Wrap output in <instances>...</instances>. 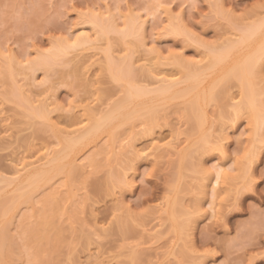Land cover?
I'll list each match as a JSON object with an SVG mask.
<instances>
[{"label": "rangeland", "instance_id": "rangeland-1", "mask_svg": "<svg viewBox=\"0 0 264 264\" xmlns=\"http://www.w3.org/2000/svg\"><path fill=\"white\" fill-rule=\"evenodd\" d=\"M145 2L144 0H0V72L2 73V69H5L3 66L5 63L4 58L13 53L14 55H12L16 59L14 61L16 62L14 63L15 67L12 64L13 70L16 72L14 76L17 81L15 82L21 83L23 87L24 83L27 85L26 82H28L29 86L31 79H27L30 78L29 75L34 77L33 74L35 72H33L32 68L30 70L29 64H31L37 54L50 50L56 41L65 38L71 39L82 28L94 30L89 25L91 21H89V17L92 18L95 14H98V17L95 15V18L99 20L101 16L99 14L106 12V15L110 16L108 12L112 10L115 14L117 12H120L121 15L123 14L122 18L120 17V13L116 15V17H120L117 19V22L121 29L123 25L125 26L124 23H126L124 19H130L128 16L131 13L139 14L142 19L149 16V18L153 17L147 24L150 26H147L148 28L145 32V37H147V39L145 38L146 43H148L147 48L154 47L159 49L162 55L164 54L165 58L162 57V59L165 61L164 63L163 61L160 62L163 65L154 63L151 65L152 73L144 74L146 69H138L137 67L142 68L139 66L140 64L146 66L147 63L152 64L153 60H157L149 57L148 60L145 57L148 56L147 51L142 46H139L141 48L135 46V50L137 49L138 51L136 50L137 52H135L134 61L135 67L141 70L140 72H143L140 76L139 71L136 70L138 71V84L156 88V85L158 87V84L162 83L160 81L163 80L165 72L168 75L166 77L168 79L169 77L171 79L174 77V79L178 78L180 80L185 75L180 71V68L184 70L180 63L173 61L175 54L177 56L175 59L179 57L180 59H184V61H190L192 65L194 63L195 68L204 66L203 68L205 69V65L209 61V59H206L208 57L206 55L208 53L206 45L209 44V47L211 45L212 47L213 45H220L221 42H224L223 40H226V37H236L235 34L240 33L239 28L241 26L264 16V0H175L173 1L174 4L171 5L172 13L163 14H161L160 10L153 11V14H151V8H148L149 11H146L147 8H143L146 6ZM131 9L132 11H130ZM128 12L131 13L127 16ZM106 15L104 16L105 19L107 18ZM165 16L168 18L167 20ZM103 19L102 16L100 20ZM169 19H172V23L174 20L173 26ZM173 28L179 32L173 31ZM91 32L93 33V31ZM103 37L96 43L98 44L99 42L98 45L100 46L97 47L100 49L96 48L98 54L92 49V46L89 47L91 49L88 47L86 49V46H83L85 49L79 47L78 50H75L77 48H73L74 50H72V53L70 52V56L75 57L77 61L64 62L66 66L60 65L63 63L56 64V69L50 73L44 70H37L35 72L36 74L34 75L36 76L33 79L34 82L38 80L34 83L37 86L34 84V88L29 86L30 89H33L31 92L29 91V94H32V97L34 96L36 99L38 98V103L39 99L44 101L43 99L46 98L47 90L44 91L46 93L42 94L44 86H46L45 89H48V91L50 87V93L48 92V95L52 96L50 97L52 99L50 101L53 104L55 100V105H58L57 102L59 103L57 106L59 108L54 104L50 106L53 110L57 108L50 114L51 121L55 126L47 123L50 120L45 121V119L38 116L29 117L28 108H25L27 106L18 101L20 96H15V99L14 96H11L12 93L10 95V87L12 88L10 83L16 79L11 77L13 78L11 81L8 78H3V76L5 77L3 75L4 72L1 74L0 190L2 192L0 191V199L2 198V202L4 199L8 200V197L10 198L14 194L16 196L19 191L18 187L25 184V181L19 184L17 182H21L19 180H23L21 178L26 176L22 177L21 175L20 179H14V175L17 172L13 167H20L22 160L28 162L34 161L38 157L41 158V156H44L43 153L46 149L50 150V152L52 151L51 155L57 150L61 151L62 142L57 134L58 129L60 130L61 128L65 135L70 131L67 134L68 137L79 136V131L87 130L91 121L95 118L93 115H91L92 120L87 118L88 115L86 113L88 112L86 110L89 109L85 106L88 105V108L92 109L90 111L100 116L102 112L107 111L116 99L118 100L119 97L123 96L124 87L127 84L125 81L117 82L111 77L110 72L107 71L108 69L104 68H107L105 54L110 44L108 38L111 40L112 45L109 46H113L112 50L114 52H112L115 59L121 57L120 55L122 54H127L129 52L127 49L129 50L131 46L128 45L129 43L121 42H126L127 40H122L121 34L118 35L116 32H110L106 36L107 39L105 37L102 39ZM201 41L204 43H201ZM105 47L107 48L103 50ZM246 50V48H243L241 53L246 52ZM143 53L145 54V58L141 57V55H144ZM171 54H173L172 58H169ZM67 57H69V54ZM73 58L66 59L68 61ZM139 59L140 61H138ZM180 59L177 60L180 61ZM147 60L150 62H147ZM7 61L6 63H9ZM17 62L26 66L23 67V69L25 68L24 71L22 70L23 72L21 71L23 65L21 66ZM263 63V67L259 68V71L263 73V76L259 75L261 79L262 77L264 78ZM75 64H77L76 67ZM5 67H8V65H5ZM74 67L75 71L77 68L79 69L77 73L75 72L76 74L73 73ZM204 69L201 71L203 79L199 86L201 89L206 90L208 85L218 78L221 70L219 67H209L205 71ZM56 70L61 71V73L64 72V74L60 75ZM46 73L50 76L48 75V77ZM48 78L50 79L48 80ZM181 81L183 80L181 79ZM181 81L178 83L179 86L174 87L175 89H181V87L183 88L186 85V83H181ZM233 82L236 81L234 80ZM259 84L264 86V79ZM235 85L229 91H226V94L224 93L225 96L228 94L231 96L225 97L223 95L225 98H228V100L222 99L224 103L221 100V103H218L219 100H217L218 102L214 100V102L210 101L203 104L206 111V120L203 126L197 123V119L194 120L192 118L193 115L189 117L190 114L187 113L188 108L186 106H190V102L187 104L188 100L190 101L193 96L196 97L192 92L184 97L182 95L178 98H170L165 95L163 97L160 96L161 98L157 97V99L152 98L149 94L151 99H149V95H144V97L141 96L137 99V102H140V104L138 103L140 107L134 103L124 109L125 111H130L133 108H137V111L136 109L133 111L136 115L134 114L133 120L130 119L131 122L127 123L121 117H116L109 125L81 139L78 149L70 151L69 155L60 161L66 171L67 167L70 168V160H72L71 158L75 154L76 156L73 159L81 161H77L78 164L77 162L73 163V165L77 166L76 168L82 167L79 170L76 169L77 174L75 173L73 176V182L66 178L67 175H65L66 172L64 170L65 173L63 171L55 173L51 180V185L48 184L47 188L44 187L45 185L42 186L36 192L39 194L34 193L33 198L38 202L36 201V203L35 199L33 200L32 198L34 205H36L34 206L33 202H31L32 204L29 203L34 211L31 210V207H29V210L33 213L28 210V206H30L28 202H25L26 204L22 202V205H18L19 209L9 214H4L2 207H0V222L3 221L4 223L10 220V227L8 226L7 228L10 230L8 231L9 234L12 233V239L10 235V247H8L10 248V252L7 249L8 252L6 251L4 256L8 262L2 259L0 264L3 262L4 264H31L33 262V264H264V142L262 140L258 142L260 139L258 141L255 140L257 141L256 144L260 146L259 151L255 154L257 148H254V153L250 154V149L252 146L254 147V145H251L254 140L252 139L251 141L250 138V134L253 132L251 119L249 120L246 114H242L236 122L235 120L231 121L230 118L233 116L231 115L230 117L229 115L233 109L234 102L231 101L232 97H234V101L241 99L240 88L238 85ZM8 88L10 92H7ZM24 88L26 92L28 88ZM39 91L42 92L40 93ZM222 94H220V98ZM229 98H231L230 101ZM229 102L233 103L230 105ZM144 104L145 106L146 104L148 106L149 104H153L152 106L154 107L151 106L152 109H150L153 112H148L151 107L149 106L146 109L148 106L144 108ZM223 124L227 125L228 129L223 127ZM57 125L59 128H57ZM55 127L56 129L54 130L53 128ZM227 130L228 132H226ZM262 132L264 133V128ZM59 133L63 134L62 132ZM113 133L118 138L116 136L115 141L113 140V148H109L112 147L110 145L112 140L110 142L109 138ZM202 134L211 137L210 143H207L210 145L207 151L208 145L205 146V149L199 148L200 150L192 148L198 146V143H200L198 140L201 139ZM218 134L220 136L225 135L229 140H226L228 143L225 142L227 146H225V150L230 155V157L228 155L230 159L227 162L229 168L226 167V169L228 171L231 169L234 173L229 179L230 185L232 184L233 186L231 187V191L225 189L229 183L228 180V183L225 184L226 187L221 188L223 190L219 188V197H217V200L215 197L214 201V198L213 200L211 198L214 196L212 195L214 193L209 189L212 187V183L206 180V182L211 183V186L205 182L204 185L207 184L208 187L206 186L207 192H204L201 185L204 181L201 180L202 175H200L203 173H200L201 171H198V168L203 165L201 163H206L208 167H211L212 164L221 161V150L211 147L214 145L213 142H215L214 137ZM133 139H135L134 142L137 148L141 147L144 148V151L146 150V157H143V153L142 158L140 156H138L140 158H137L135 157L137 154H134V152L125 151L129 147L128 145L126 148V144H129ZM158 141L162 145L155 150L153 143ZM107 142L110 145L109 147L106 145L109 151L106 150V146L103 151H108V154L103 151L99 154L100 152L98 153V151L101 150L99 146L105 145ZM168 143H172L173 147L175 145L179 147L178 151H176L177 148L169 147ZM182 147L184 151H182ZM185 147L186 149L189 147L195 150H192L194 151L193 154L191 153L192 158L188 159L191 156H187V158L185 155L183 159L182 154L188 152ZM164 149L167 150L164 151ZM96 153L98 154V158L96 159L95 157V159H99V163L95 160L94 163L84 168L82 164L86 162V158L91 154V156H95L97 155ZM51 155L49 154V157H46V162L48 161L47 158L52 157ZM25 157L30 158V160ZM249 157L251 160V165L248 164V170L251 172V174L249 173L250 175L244 173L246 169L241 170L244 166L239 171V167L243 163L247 164ZM182 160H185L183 164ZM187 160L190 161H188V165H186ZM19 161L20 163H18ZM43 162L39 165L41 166ZM38 163L37 166L32 165L35 168H39ZM178 163H181V165ZM206 164L204 166H207ZM124 165H127L128 168L131 166V168L129 170L127 167L123 168ZM33 166L32 168L31 165L28 166L29 170L32 169L33 171ZM86 168L88 169L87 172ZM83 169L85 171H82ZM119 169H121V173L124 172L121 178L123 179L124 177L125 180H129H126L128 183L125 181L124 185L116 183L122 181L120 178H117V180L114 178V175L119 173ZM122 169H126V173ZM180 169H183L181 170L182 174H180ZM241 171H244L243 175L240 173ZM12 172L15 174L13 175ZM23 172L24 170L21 173L24 174L26 172L24 175L28 173L27 171ZM235 173V177L239 175L237 178L234 177ZM12 175L13 177H11ZM9 176L15 182L18 180L16 182L18 186H14V188H18L17 190L11 185L12 183L15 184L14 181L9 186L3 184L6 183L3 181L4 178L10 179ZM66 179L69 186L63 188ZM69 181L70 184L73 183V187L69 184ZM52 186H54L53 190L60 189L58 191H50L52 190L50 189ZM71 188L77 193L75 197L72 194L73 190L71 192L69 190ZM67 192H70L68 194H71L70 198H68ZM49 194H52L50 199L52 197H56L54 200L58 198L56 203L61 208L60 212L62 209L64 211L65 208V212L66 210L68 212L69 207L71 211L73 210V216L71 217V211H69V215L71 213L70 216H68L67 212H64V215L61 212V216L59 210L58 213L60 215L55 213L54 208L59 207H55L56 204L51 205L52 202L55 203L54 200L48 203L45 202L46 200L43 202V199ZM15 196L11 198L13 199ZM12 199L9 201H12ZM122 201H124L122 203L125 204L124 207L121 206ZM174 201L177 203H173ZM212 201L215 203H212ZM49 203H51V206L48 205ZM172 204L176 205H174V213L172 212ZM34 207L38 208L35 209ZM219 209L222 214L219 212ZM38 210L41 211L39 212ZM27 212H31L32 214H27ZM35 213L39 216L36 217ZM40 215L50 216L48 218L52 220L47 226L44 224L42 226L41 224V229L38 231L41 234L38 237L41 240L45 239L42 242L37 237L36 241L39 242L38 247L36 246V242L33 249H31L32 247L23 244L25 232L22 222H29L30 224L34 222L38 223ZM189 219L195 222H191ZM184 221L185 223L187 222L186 225L190 222L188 228L190 226V229L194 230L190 231L187 228L188 233H184V226H186H183ZM58 224L60 228H58ZM55 225L58 228L56 231ZM37 226H40V224ZM180 226H183V229ZM125 227L128 229V232L124 233L125 230L122 228L125 229ZM46 232H48L49 236ZM181 234L189 235L192 239L187 236L191 239L188 241ZM41 235L43 238H41ZM34 248L37 250L36 254L33 252ZM180 250L183 252H180ZM133 252H138V255L136 256ZM132 254H135L134 258L135 256L138 258H136V261L132 258Z\"/></svg>", "mask_w": 264, "mask_h": 264}, {"label": "bare ground", "instance_id": "bare-ground-1", "mask_svg": "<svg viewBox=\"0 0 264 264\" xmlns=\"http://www.w3.org/2000/svg\"><path fill=\"white\" fill-rule=\"evenodd\" d=\"M146 1V2H145ZM173 1H175V0H144V2L146 3H144L146 6H142L143 8H147L146 9V11L148 10V8H151V10H150V13L151 14H153L152 12L154 11H157V10H160L161 11V14H163V13H172V10H171V5H173L174 4V2ZM143 2V1H142ZM179 5V4H178ZM173 7V6H172ZM154 9V10H153ZM220 9V8H219ZM109 10V9H108ZM108 10H107V12H108ZM111 10V9H110ZM130 11H132V9L130 10ZM149 11V10H148ZM104 13V12H103ZM99 14V15H101L100 16V18H99V20H98V18H95V15L98 17V14H95L94 16H92V18L91 17H89V21H90V23H89V25L92 27V29H94V30H86L85 28L83 29H81V31L80 32H78V34L76 33V35H74L72 38H73V40H71L70 38H65V39H62V40H59V41H56V43H54V45L52 46V48L50 49V50H48V51H46L45 53H39V54H37V56L34 58V60H32V62H31V64H29L30 63V61H29V65H30V70H32L33 69V72L35 71H37V70H44L45 72H48V73H50V72H53L56 68V64H59V63H63V64H60V65H65L66 66V64L65 63H68V62H74V60L75 61H77L76 59H75V57L73 58V57H71L70 56V54L72 53V50H74L75 48H77V49H75V50H78V48L79 47H82V48H84L85 46H86V49H88L89 47H93L92 49H94L95 50V52H97L96 50L97 49H100V48H97V47H100L98 44H99V42H98V44H96L97 43V41L99 40L100 41V39H101V37H105V39H107V37L106 36H108L109 34H110V32L112 33V32H116V34H121V39L122 40H127L126 42L125 41H121V42H124V43H129L128 45L129 46H131V48L128 50L127 49V51H129V52H127V54L125 53V54H122V55H120L121 57H116L117 59H115V57L113 56L114 55V51L112 50L113 48V46H109V45H112V43H111V40L108 38V40L110 41V44L108 45V48L107 47H105L103 50H105L106 48V60H107V62L105 63L106 65H107V68L106 67H104L105 69H108L107 71H109L110 72V75H111V77H113V79H115L117 82H119V81H121V82H124L125 81V83L127 84H125L126 86V88L124 87V93H123V96L122 97H119V99L117 100L116 99V101L115 102H113L112 104H111V106L107 109V111H105L104 113L102 112L101 114H100V116L99 115H95V113L93 112V111H90V110H92V109H90V108H88V105L87 106H85V107H87V109H89V110H86L88 113H90V114H88V113H86L87 115H88V117L87 118H89L90 120H92L91 119V115H93V117H95V118H93V121H91V124H90V126H89V128L87 129V130H82V131H79V136H77V137H74V136H70V137H68V135L67 134H69V132L67 133V131L65 130V132L67 133L66 135H65V133H64V131H62L61 130V128H60V130L58 129L57 131H58V133H57V131H56V133L58 134V136H59V138H61V144H62V146H61V148H60V150L61 151H59V150H57L54 154H52L51 155V152H50V150H48V149H46L45 151H44V153H43V155L44 156H41V158L40 157H38L36 160L34 159V161H28V162H25V161H23L22 160V164H20V167H13V168H15L14 170H16V172L18 173H13V175H14V179H20L21 177V175H22V177L23 176H26V177H24V178H21V179H23V180H19V181H21V182H17L18 180H16V182L19 184V183H23V181H25V184H22V185H20L18 188H14V186H16L17 185V183L14 181V179H11L10 178V176H9V178L10 179H8L7 177H6V179L4 178V180L3 181H5L6 183H3V184H6V185H10L13 181L15 182V184H11L12 186H13V188L15 189V190H19L18 191V193H17V191H16V193H17V195L15 196V194L14 195H12V196H15V197H13V199L11 198L12 196H10V198L8 197V200L7 199H4V201L2 202L1 201V199H0V207H2V209H3V213L4 214H9V213H13V212H15V210L16 209H19L18 208V205L20 206V205H22V202H28V205H30V204H32L31 202H33V200L35 199V198H33V196H34V193H36L38 190H40L41 188H42V186H44V187H46V186H48V184H50L51 185V180L53 179V177H54V174L55 173H58V172H62L63 170H64V165L60 162L64 157H66L67 155H69V152L70 151H73V150H76V149H78V145H79V142H80V140L81 139H83V138H86V137H88L89 135H91V133H93V132H95V131H97V130H99V129H102V128H104L105 126H107V125H109L116 117H121L122 119H124V121L125 122H129L130 121V119H132L133 117H135L134 116V114L136 115V113L135 112H133V111H135V109H136V111H137V108H133L132 110H130V111H125L124 109L127 107V106H129V105H131V104H136V105H139L140 104V102H137L138 100V98H140L141 96H143L144 97V95L145 96H148L149 94L152 96V98H155V99H157V97L159 98L160 96L161 97H163V96H165V95H167L168 97H170V98H172V97H181L182 95V97H184L185 95H187V94H189V93H193L194 95H196V97H192V99L189 101L188 100V103L187 104H189V102H190V106H186V108H188L187 110V113H189L190 114V116L189 117H191V115H193V116H195V117H193L192 116V118H194V120L195 119H197L196 121H198L197 123H199L200 124V126H203V124L205 123V120H206V111H205V108H204V106H203V104H206V102H210V101H212V102H214V100H216V102H218L217 100H219V102L218 103H221V102H223L222 101V99L223 100H228V98H225V97H229L230 95L228 94L227 96H225V92L226 91H229V89L230 88H232L235 84V86H237L238 85V87L240 88V94H241V99H239V101H234V97H232V100L231 101H233V102H231V103H233V106H232V108L234 109H232V112H231V114L229 115L230 117H231V115L233 116V117H229L230 119H231V121L233 120H235V122L240 118V116H242V114H246L247 116H248V118H249V120L251 119V122L253 123V129H252V131L253 132H251L252 134H250V138H251V141H252V139L254 140L252 143H251V145H254V147L252 146V148L250 149V151L251 152H249L250 154H252V153H254V151H255V149H256V152H255V154L257 153V151H259L258 149L260 148V146H258L257 144H256V142L258 141V142H260L261 140L264 142V133L262 132V130H263V128H264V86H261L260 84H259V82H261V80L262 79H264L263 77H262V79H261V76H259V75H262L263 76V73H261L260 71H259V68L260 67H263V65H262V63H263V60H264V16L263 17H261V18H259V19H256V20H254L253 22H251V23H247V24H245L244 26H241V28H239V32L240 33H237V34H235V36L236 37H226V40H223L224 42L222 43L221 42V44L220 45H213V47H212V45L209 47L208 45H206V47H208L207 49H208V53H206L207 52V50H206V55L208 56H205V55H203L204 57H207L206 59L208 60L209 59V61H207V63H205V64H207V65H205L206 67H205V69H207V68H209V67H219L220 68V70H221V74L218 76V78H216L214 81H212L209 85H208V87H207V89L206 90H203V89H201V87L199 86L200 85V83H201V81H202V79H203V75L201 74V71H203V67L201 66L200 68H195V65H194V63H193V65H192V63H190V61L188 62V60H185L184 61V59H180L179 57L178 58H176L175 59V57H177V56H175L174 55V62H179L180 63V65H181V67H183L184 68V70H181V68H180V71H182V73L183 74H185L183 77H181V79L183 80V81H181V79L179 80L178 78H176V79H174V77H173V79H171V77H169V79L168 78H166V77H168V75L166 74V72L163 74L164 75V77H163V80L162 81H160V82H162V83H159L158 84V87H157V85H156V88L155 87H147V86H143V85H140V84H138L139 83V81L137 80V74H138V71H139V74H140V76H141V74H143V72H140L141 70H138V69H143L144 68V70L146 69L147 70V72H145L144 70H142V71H144V74H146V73H148V74H151L152 72H151V70H152V67H151V65H153L154 63H160V62H162L163 61V63H164V61L165 60H163L162 59V57H164L163 55H162V53H161V51L159 50V49H157V48H147L148 46V43H146V39H147V37H145V32L147 31L146 29L150 26H148L147 24L150 22V20L153 18V17H151V18H141V16L139 15V14H134V13H131V12H128L127 13V16H128V14H130L128 17H130V19H128V20H126V19H124L125 21H126V23H124L125 24V26L123 27L122 26V29H121V27L120 26H118V22H117V19L118 18H122V15H121V13H120V17H116V15L117 14H119L118 12L115 14V12L113 13V11L111 10L110 12H108V14H110V16L109 15H106L107 13L105 12L104 14L106 15V19H105V15L104 14ZM150 13H148L147 12V14H149L150 15ZM183 14V13H182ZM93 15V14H92ZM167 15V17H169L168 16V14H166ZM103 16V20H100L101 19V17ZM109 16V17H108ZM170 16H171V14H170ZM181 16H183V15H181ZM95 19H94V18ZM126 17V16H125ZM166 17V16H165ZM166 17V20L168 19ZM172 17V16H171ZM91 18V19H90ZM127 18V17H126ZM183 18V17H182ZM181 18V19H182ZM97 19V20H96ZM173 19V18H172ZM172 19H169V20H171L170 21V23L172 24V26L174 25V20H173V23H172ZM180 19V20H181ZM87 21H88V19H87ZM124 21V22H125ZM182 21V20H181ZM154 25H156V24H154ZM148 26V27H147ZM120 27V28H119ZM156 28V27H155ZM175 28H176V24H175ZM177 29H178V27H177ZM91 31H93V33L91 32ZM173 31H178V30H174V28H173ZM120 32V33H119ZM179 32V31H178ZM147 36V35H146ZM104 37L102 38V39H104ZM131 39H129V38ZM126 38H128V39H126ZM146 38V39H145ZM130 40V41H129ZM201 43H204V42H202L201 41ZM87 45H90V46H87ZM203 45V44H202ZM84 46V47H83ZM107 46V45H106ZM135 46H138V48H141V47H139V46H142L144 49H146V51H147V55L148 56H145V54L144 55H141V57L143 56H145V57H147V59H148V57L149 58H151V59H156L157 61H155V60H153L154 62H152V64H150V63H147V65L146 66H143L142 64H140L139 66H141L142 68H140V67H135V61H134V55L136 54L135 52H137L136 50H135ZM204 46H205V44H204ZM88 47V48H87ZM71 48V49H70ZM74 48V49H73ZM81 48V49H82ZM97 48V49H96ZM209 48H210V50H209ZM243 48H246L247 50H246V52H243V53H241V50L243 49ZM85 49V48H84ZM89 49H91V48H89ZM71 50V51H70ZM162 50V49H161ZM113 51V52H112ZM71 52V53H70ZM94 52V53H95ZM105 52V51H104ZM113 53V54H112ZM13 53H10L9 55L11 56ZM68 54H69V57H67L68 56ZM74 54V53H73ZM77 54H79V53H77ZM77 54H76V57H77ZM97 54H98V52H97ZM5 56L6 58H7V60L9 59V61H7L6 60V58H4L5 59V63H4V68L5 69H2L3 70V72H4V74L3 75H5V77L3 76V78H8L9 80H13V78H11V77H14L15 79H16V77L14 76V74L16 73V72H14V67H15V65H14V63H16V62H14V61H16V59H15V56ZM94 55H96V54H94ZM162 55V56H161ZM170 55V54H169ZM172 55L173 54H171V56L169 57V58H172ZM75 56V55H74ZM92 56V55H91ZM119 56V55H118ZM8 57H10V58H8ZM140 57V56H139ZM144 57V58H145ZM68 58H73V59H69L68 61H67V59ZM78 58H79V56H78ZM81 58V57H80ZM165 58V57H164ZM66 59V60H65ZM136 59V58H135ZM180 59V61H178V60ZM205 59V58H204ZM204 59H202V60H204ZM105 60V61H106ZM146 60V59H145ZM149 60V59H148ZM147 60V62H150V61H148ZM6 61L7 62H11V61H13V62H11L10 64L9 63H6ZM89 61V60H88ZM138 61H140V59L138 60ZM142 61V60H141ZM167 61V60H166ZM184 61V62H183ZM187 61V62H186ZM65 62V63H64ZM85 62V61H84ZM91 62V61H90ZM143 62H145V61H143ZM18 63V62H17ZM146 63V62H145ZM14 65V67H12L13 65ZM18 64H20V62L18 63ZM89 64V63H88ZM104 64V66H106ZM136 64H137V62H136ZM162 63H160V65H161ZM264 64V63H263ZM5 65H8V67H5ZM21 65V64H20ZM23 65V64H22ZM21 65V66H22ZM29 65H28V67H29ZM68 65V64H67ZM71 65V64H70ZM79 65V64H78ZM87 65V64H86ZM150 65V66H149ZM163 65V64H162ZM77 66V64H75V67ZM89 66V65H88ZM91 66V65H90ZM209 66V67H208ZM23 67H26L25 65H23L22 66V69H21V71L23 70L24 71V69H23ZM27 67V68H28ZM75 67L73 68L74 70V72L73 73H77V70H79L78 68H77V70L75 71ZM79 67H82V66H79ZM147 67V68H146ZM3 68V67H2ZM32 68V69H31ZM88 68V67H87ZM86 68V69H87ZM203 68V69H202ZM164 69V68H163ZM205 69H204V71H205ZM263 69V68H262ZM1 70V71H2ZM136 70H138V71H136ZM22 71V72H23ZM26 71V70H25ZM89 71V70H88ZM165 71V70H164ZM2 72V73H3ZM27 72V71H26ZM34 72V74H36ZM56 72H58L60 75H63L64 74V72H62L61 73V71L59 72L58 70H56ZM150 72V73H149ZM157 72H159V71H157ZM1 72H0V78H1V74H2ZM55 73V72H54ZM75 73V74H76ZM161 73H162V71L160 72V75H161ZM203 73V72H202ZM33 74V76L34 77H31L30 75H29V77L30 78H28L27 80H29V79H31L29 82H30V85L29 86H31V88L33 87L34 88V83L35 82H37V81H35L34 82V79L33 78H35V76L36 75H34ZM154 74V73H153ZM159 74V73H158ZM169 74V73H168ZM182 74V75H183ZM46 75L48 76L49 74H47L46 73ZM6 76H8V77H6ZM50 76V75H49ZM48 76V77H49ZM159 76V75H158ZM173 76V75H172ZM161 77V76H160ZM185 77V78H184ZM258 77H260L259 79H260V81H258L257 82V80H259V79H257ZM47 78V77H46ZM156 78H157V76H156ZM162 78V77H161ZM50 78H48V80H49ZM7 80V79H6ZM89 80V79H88ZM157 80V79H156ZM236 81V82H233V81ZM15 81H17V79L16 80H13L12 82H13V84H12V82L10 83V85H12V88L10 87V89H11V92H10V89L8 88V91L7 92H10V95H11V93H12V97L14 96H16V97H18V96H20V99L18 98V101H20V102H22L21 104H25L27 107H25L26 109H27V112H28V114H29V117H41V118H43V119H45V121H49V122H47L49 125H52L53 123H52V121H51V116H50V114H52V112L53 111H55L57 108H59V107H57L58 105H59V103L57 102V104L58 105H55V98L53 99L54 101V105L57 107V108H55V106H54V108H55V110H53L50 106H52L53 104H52V102L50 101V97H52L50 94V96L48 95V92L50 93V87H49V91H48V89H45V87L46 86H44V90H42L41 92H42V94L43 93H46L47 92V94H46V98H44L43 100L44 101H42V99H39V102L37 103V101H38V98L36 99V98H34V96L32 97V94H29V91L31 92V90H33V89H30V87L28 86V82H26L27 83V85L24 83V87H26V88H28L27 90H28V93H27V90H26V92H25V88L21 85V83L20 84H18V82L16 83ZM90 81V80H89ZM88 81V82H89ZM158 81V80H157ZM181 81V83H186V85L185 86H183V88L181 87V89H175L174 87L176 86H179V82ZM32 82V83H31ZM44 82V81H43ZM43 82H42V84H43ZM45 83V82H44ZM87 83V82H86ZM235 83V84H234ZM34 84V85H33ZM37 84H41V83H37ZM87 84H89V83H87ZM178 84V85H177ZM258 84H259V86H258ZM26 85V86H25ZM33 85V86H32ZM181 85V84H180ZM35 86H37V85H35ZM42 87V86H41ZM43 88V87H42ZM42 88H39V89H42ZM262 88V89H261ZM35 90V89H34ZM47 90V91H46ZM44 91H46V92H44ZM40 92V91H39ZM40 92V93H41ZM223 93V94H222ZM225 93V94H224ZM14 94V95H13ZM41 94V95H42ZM147 94V95H146ZM220 94H222L221 95V98H220ZM150 95H149V97H150ZM225 97H224V96ZM16 97H15V99H16ZM43 97H45L44 95H43ZM160 97V98H161ZM231 97V96H230ZM149 99H151V97L149 98ZM230 99L231 98H229V101H230ZM40 100H41V103H40ZM52 100V99H51ZM220 100H221V102H220ZM2 101V100H1ZM4 103V102H3ZM139 103V104H138ZM224 103V102H223ZM230 103V102H229ZM231 103H230V105H231ZM52 104V105H51ZM153 104H149V106L151 107ZM2 106H3V104H2ZM146 106H148V104H146ZM145 106V104H144V108L146 107ZM149 106L146 108V109H148L149 108ZM1 107V106H0ZM85 107H84V109H85ZM138 107H140V105L138 106ZM143 107V106H142ZM152 107H154V106H152ZM152 107L151 108H149V110H148V112L150 111V113H152L153 111H151L150 109H152ZM52 110H51V109ZM5 109V108H4ZM4 109H3V111H4ZM2 110V109H1ZM4 112H6V111H4ZM94 113V114H93ZM6 114V113H5ZM98 116V117H97ZM223 116V115H222ZM224 116H226V115H224ZM8 117V116H7ZM133 120V119H132ZM131 122V121H130ZM234 122V123H235ZM225 123V122H224ZM251 123V124H252ZM58 124V123H57ZM53 126H55V124H53ZM52 126V127H53ZM58 126V125H57ZM222 126V125H221ZM227 126V125H226ZM224 124H223V127H225L226 129H228L227 127H226ZM57 128H59V126L57 127ZM54 130L56 129V127L55 128H53ZM262 129V130H261ZM59 132H62L63 134L61 135ZM72 132V131H71ZM226 132H228V130L226 131ZM262 132V133H261ZM117 134V133H116ZM227 134V133H226ZM219 135V134H218ZM215 136L214 137V139H215V142H213L214 143V145H212L211 147H215L216 149H219V150H221V152H222V154H221V156H222V158H221V161H218V163L216 162L215 164H212V166L210 167H208V165L206 164V163H201V164H203L200 168H198V171H201L200 173H203V174H200V175H202V178H201V180L202 181H204L203 182V184H201L202 186V189H204V192H207L206 191V188L208 187L207 186V184L206 185H204L205 184V182H206V180L207 181H210L211 183H212V187L211 188H209V189H211L212 190V193H214V194H212V195H214V196H212L211 198H212V200H213V198H214V201H215V197H216V200H217V197H219L218 195H219V188L221 189V188H225L226 187V183H228L227 181L232 177V175H233V173L234 172H232L231 171V169H229V171H228V169H226V167H228V163L227 162H229V157H230V155L228 154V152H226V148H225V146H226V143H228V139H227V137L225 136V135H219V136ZM62 136H66V137H62ZM113 136V137H112ZM112 138L110 139L109 138V141L111 142V140H112V142H111V146L113 145L114 146V141H115V138H116V136H115V133H113L112 134ZM219 137V138H218ZM117 138H118V136H117ZM229 138V137H228ZM154 139V138H153ZM211 139V137H208V136H205V134H202V136H201V139H199L198 141H200V143H198V146L197 147H192V148H194V149H202V148H206L205 146H207L209 143H210V140ZM114 140V141H113ZM216 140H218V141H216ZM226 140H228V141H226ZM255 140H257V141H255ZM132 141H133V143H132ZM129 144H126V148L128 147V145H129V147H128V150H125V151H128V152H130V151H132V152H134V154H137V155H135V157H137V158H140L141 156H142V154H143V157L145 156V151H144V148H141V147H139V148H137L136 147V145H135V139H133ZM178 142V141H177ZM176 142V144H178ZM209 142V143H208ZM226 142V143H225ZM132 143V144H131ZM175 143V142H174ZM208 143V144H207ZM216 143V144H215ZM255 143V144H254ZM109 143L107 142V144L105 143V145H100L99 147L101 148V150H99L98 148V153L99 154H101L102 152L101 151H103V150H105V146L107 145L108 147L110 146V145H108ZM115 144H116V142H115ZM169 144V143H168ZM262 144V143H261ZM97 145V144H96ZM162 144L160 143L159 144V141L158 142H154L153 143V148L156 150V149H158L160 146H161ZM175 145V144H174ZM257 145V146H256ZM98 146V145H97ZM107 146H106V150H108L107 149ZM113 146L112 147H109V148H113ZM170 146H172V148H177L176 149V151H178V149H179V147H176V145L173 147V145H172V143L171 144H169V147ZM178 146H180V145H178ZM162 147H164V146H162ZM208 148H206V151L207 150H209V147H210V145H208L207 146ZM227 147V146H226ZM181 148V147H180ZM190 149L189 147H188V149H186V147H185V149L188 151V152H186V154L185 153H183L182 154V156H183V159H184V156L186 155V157L188 156H191V153L193 154V152L195 151L194 149ZM255 148V149H254ZM190 149V150H189ZM197 149V150H198ZM199 149V150H200ZM204 149H203V151H204ZM212 149H214V148H212ZM215 149V150H216ZM252 149H253V152H252ZM144 152H143V151ZM167 149H164V151H166ZM174 150V149H173ZM192 150H194V151H192ZM211 150V149H210ZM228 150V149H227ZM97 151H94V152H97ZM109 151V150H108ZM108 151L107 152H105V151H103V152H105V153H107L108 154ZM182 151H184L183 150V147H182ZM191 151V152H190ZM205 151V152H206ZM167 152H169V151H167ZM190 152V153H189ZM52 156V157H50V158H47V162L45 161L46 160V157L48 156L49 157V154ZM76 153H78L77 151H76ZM125 153V152H124ZM165 153V152H164ZM171 153V152H170ZM169 153V154H170ZM175 154H178V153H176V152H174ZM189 153V154H188ZM248 153V154H249ZM48 154V155H47ZM97 154V153H96ZM104 154V153H103ZM133 154V155H134ZM42 155V154H41ZM92 155V154H91ZM89 156V157H87L86 158V162H84L83 164H82V166L85 168L86 166L88 167L89 165H91L92 163H94L95 162V160L98 158V154L97 155H93V156ZM228 155H229V157H228ZM75 156H76V154H75ZM75 156H73V158L75 157ZM138 156H140V157H138ZM95 157H96V159H95ZM146 157V156H145ZM187 157V158H188ZM25 158H27L28 160H30V158H28V157H25ZM42 158H43V160H42ZM45 158V159H44ZM73 158H71L72 160H70L71 161V163H69L70 165H69V167L70 168H68L67 167V171H68V169H69V171H68V173H67V171L66 170H64L63 172L65 173V175H67L66 176V178H68V180H72V178H74L73 176L75 175V173L77 174V170H79V168L80 167H78V168H76L77 166H75V164L73 165V163L74 162H77V161H79V159L76 161V159H73ZM79 158V157H78ZM142 158V157H141ZM186 158V159H187ZM190 158H192V156L191 157H189L188 159H190ZM202 159V158H201ZM227 159H228V161H227ZM254 159H256V158H254ZM31 160H32V158H31ZM99 160V159H98ZM98 160H96V161H98ZM108 160H109V158H108ZM21 161V160H20ZM20 161L18 162V163H20ZM38 161H41V162H43L42 164H41V166L39 165L41 162H39L38 163ZM126 161V160H125ZM188 161L189 160H187L186 161V165H188ZM248 162H247V164L246 163H243V164H245V165H243L242 164V166H240L239 167V171H240V169L241 170H244V169H246V170H244V171H246V172H244L245 174H248V175H250L251 174V172H250V170H248V166L249 165H251L250 163V157H249V160H247ZM79 162H81V161H79ZM83 162V161H82ZM179 162V161H178ZM185 162V160H182V164ZM190 162V161H189ZM201 162H204V161H201ZM36 163V164H35ZM37 163H38V165L40 166L39 168H35V166H37ZM98 163H99V161H98ZM253 163H254V160H253ZM252 163V164H253ZM32 164H34L35 166H33ZM77 164H78V162H77ZM179 164V163H178ZM200 164V165H201ZM207 165V166H204V165ZM249 164V165H248ZM31 165V168H32V166H33V171H32V169L31 170H29V167L28 166H30ZM43 165H45V166H43ZM179 165H181V163L179 164ZM227 165V166H226ZM238 165H241V164H238ZM16 166H17V164H16ZM134 166V165H133ZM132 166V167H133ZM125 167H127V165L125 166L124 165V167L123 168H125ZM180 167V166H179ZM246 167V168H245ZM82 168V167H81ZM80 168V169H81ZM131 168V166L128 168L127 167V169L129 170ZM134 168V167H133ZM229 168V167H228ZM77 169V170H76ZM87 169V168H86ZM250 169V168H249ZM13 170V171H14ZM24 170V172L25 171H27L28 173H30V174H26V175H24V174H22L21 172ZM29 170V171H28ZM115 170V169H114ZM113 170V171H114ZM120 171H119V173L118 172H115V173H118V174H116V175H114V178H115V180H117V178L119 179H121L122 181L121 182H116V183H121V184H125V181L127 180H125L124 179V177H123V179L121 178V176H122V174H124V172H122L121 173V169H119ZM123 171H125L124 169H122ZM181 170H183V169H180V172H181ZM81 171V170H80ZM82 171H85V169H83ZM88 171V169L86 170V172ZM117 171V170H116ZM251 171H252V169H251ZM79 172V171H78ZM129 172V171H128ZM128 172H127V174H128ZM232 172V173H231ZM243 172L241 171L240 173L243 175ZM113 173V172H112ZM114 173V174H115ZM125 173H126V171H125ZM250 173V174H249ZM180 174H182V172L180 173ZM13 175L11 176V177H13ZM72 175V176H71ZM126 175V174H125ZM125 175H123V176H125ZM129 175V174H128ZM235 175H236V173L234 174V177H235ZM247 175V176H248ZM117 176V177H116ZM119 176V177H118ZM239 176V175H238ZM237 176V177H238ZM245 176V175H244ZM204 177V178H203ZM237 177H235V178H237ZM70 178V179H69ZM112 178H113V176H112ZM114 178H113V180H114ZM125 178H127V177H125ZM129 178V177H128ZM244 178H248V177H244ZM1 180H2V178H1ZM67 179H66V182H64L65 183V186L63 187V188H65L66 186H69L67 183V181H68ZM124 180V181H123ZM232 180V179H231ZM70 181H69V184H70ZM127 181H129V180H127ZM126 181V183H128ZM249 181H251L250 179H249ZM71 182H73V180L71 181ZM123 182V183H122ZM202 183V182H201ZM206 183H209V182H206ZM211 183H209V185L211 184ZM230 180H229V183L227 184V187L225 188V189H229V191H231V187H233L232 186V184L230 185ZM67 184V185H66ZM120 184V185H121ZM130 184V183H129ZM6 185H3V186H5V187H7ZM52 185H54V184H52ZM71 186L73 185V183H71L70 184ZM118 185V184H117ZM3 186H2V188H3ZM18 186V185H17ZM119 186V185H118ZM207 186V187H206ZM211 186V185H210ZM229 186V187H228ZM235 186V185H234ZM53 187L54 186H52L50 189H52V190H50L49 188V190L50 191H58V189H60V188H57V187H55V188H57L56 190L54 189L53 190ZM73 187V186H72ZM205 187V188H204ZM12 187H11V189H13ZM47 188V187H46ZM62 188V187H61ZM62 188V189H63ZM9 189V188H8ZM214 189V190H213ZM233 189V188H232ZM4 190V189H3ZM47 190V189H46ZM45 190V191H46ZM64 190V189H63ZM68 190V189H67ZM70 190V192H71V190H73L72 188L71 189H69ZM221 190H223V189H221ZM1 191V190H0ZM5 191H6V189H5ZM74 191L75 190H73L72 191V194H74L73 196L75 197V194H77L76 193V191H75V193H74ZM210 191V190H209ZM208 191V192H209ZM2 192V191H1ZM8 192V191H7ZM49 192V191H48ZM47 192V193H48ZM69 192V193H70ZM226 192H228V191H226ZM4 193V192H3ZM6 193V192H5ZM15 193V192H14ZM68 192H67V196H68V198H70V195H68L69 194ZM36 194H39V193H36ZM51 195L52 194H49L48 196H46L44 199H43V202L45 201V202H50V201H53L55 198L54 197H52L51 199H50V197H51ZM77 196V195H76ZM43 197V196H42ZM32 198H33V200H32ZM176 198H178V197H176ZM175 198V199H176ZM10 199H12V201H9ZM58 199V198H57ZM57 199L56 200H54V202L55 203H53L52 202V204L51 203H49L48 205H55V207H59V205L56 203L57 202ZM121 200V199H120ZM6 201H8V202H10V203H8V202H6ZM35 202L37 201L36 199L34 200ZM177 201V200H176ZM38 202V201H37ZM36 202V203H37ZM6 203V204H5ZM30 203V204H29ZM46 203V204H47ZM122 203H124V201H122L121 202V206H125V204H122ZM173 203H177V202H173ZM212 203H215V202H213L212 201ZM26 204V203H25ZM175 204H172L171 206H173L172 208H173V213L175 212L174 210H175V207H174V205ZM33 205H34V202H33ZM36 205V204H35ZM34 205V206H35ZM50 205V206H51ZM5 206V207H4ZM27 206V205H26ZM71 206V205H70ZM176 206V205H175ZM213 206V205H212ZM4 207V208H3ZM29 207H31L30 209L32 210V211H34V209H33V207L30 205V206H28V210H29ZM66 207V206H65ZM68 207V206H67ZM120 207V206H119ZM35 209L36 208H38V207H34ZM54 208V207H53ZM52 208V209H53ZM60 207L59 208H54V211H55V213H57V214H59V213H61V212H63V215H64V212H65V209H64V211H63V209L61 210V212H60ZM68 212H67V210H66V212H67V214H68V216H70L71 215V213H72V211H71V209L68 207ZM31 210H29V211H31ZM58 210H59V213H58ZM213 210V209H212ZM31 211V212H32ZM39 212L41 211V210H38ZM69 211H71V213H70V215H69ZM171 211V210H170ZM31 212H27V214L29 213H31ZM39 212H37V213H39ZM65 212V213H66ZM76 212V211H75ZM92 212H94V211H92ZM212 212V211H211ZM210 212V213H211ZM219 212H220V209H219ZM33 213V212H32ZM31 213V214H32ZM37 213H35L36 215H37ZM213 213V212H212ZM221 213V212H220ZM41 214H42V212H41ZM67 214H65V215H67ZM222 214V213H221ZM220 214V215H221ZM26 215V214H25ZM35 215V216H36ZM60 215V214H59ZM210 215H212V214H210ZM214 215V214H213ZM30 216V215H29ZM39 215H37L36 217H38ZM41 216V215H40ZM61 216H62V213H61ZM73 216V213H72V215H71V217ZM28 217V216H27ZM48 217H50V216H48ZM47 216H41L39 219V221H38V223L37 222H34L32 225L29 223H25V221H23L22 222V226H23V228H24V232H25V235H24V243L23 244H25L26 246H28V247H32L31 249H33V246H35V244L34 243H36L37 241H36V238L38 237V235H40L41 233H39L38 231L41 229L40 227H41V224H42V226H43V224L44 225H48V224H50V221L52 220V219H50L49 220V218H48ZM200 217V216H199ZM6 220V219H5ZM191 222L193 221L192 219H189ZM10 221V220H9ZM9 221L7 220L6 222H4L3 223V221L2 222H0V263H1V260L2 259H4L3 261H5V262H8V261H6V259L4 258V256H5V254H6V251H7V249H8V251L10 250V248H8V247H10V235H11V239H12V233L11 234H9V232L8 231H10L9 230V228H7L8 226H9ZM178 221V220H177ZM189 222V221H188ZM193 222H195V221H193ZM7 223V224H6ZM180 223H182V222H180ZM190 223V222H189ZM189 223H188V225H189ZM21 224V223H20ZM38 224H40V226H37ZM54 224V223H53ZM183 224V223H182ZM187 224V222L185 223V221H184V224H183V226L184 225H186ZM57 225V224H56ZM55 225V231L58 229V228H60V225L58 226V228H56L57 226ZM181 225V224H180ZM188 225H186V226H184V231L183 230H181V231H183L184 233L186 232V233H188V229H190V226H189V228H188ZM195 225V224H194ZM193 225V226H194ZM20 226V225H19ZM182 226V227H183ZM10 227V226H9ZM21 227V226H20ZM181 227V226H180ZM181 227V229H183ZM42 228H44V227H42ZM188 228V229H187ZM97 229H99V228H97ZM123 230H125L124 231V233L125 232H128V229L125 227V229L124 228H122ZM187 229V230H186ZM194 230V229H193ZM192 229H190V231H193ZM58 232V231H57ZM182 232V233H183ZM39 233V234H38ZM43 233H44V230H43ZM42 233V234H43ZM183 233V234H184ZM46 234H48V232H46ZM183 234H181L182 236H184L186 239H188V241L189 240H191L192 238L189 236V235H187V236H189V238H191V239H189L187 236H186V234L185 235H183ZM48 236H49V234H48ZM47 235H46V237H48ZM181 236V237H182ZM41 238H43V236L41 235ZM183 238V237H182ZM38 239H40L39 237H38ZM45 239V238H44ZM43 239V240H44ZM41 240V239H40ZM40 240H38V241H40ZM43 240H41L42 242H43ZM41 241H40V243H41ZM38 244H39V242H37V244H36V246L38 247ZM57 244V243H56ZM42 245V244H41ZM39 248H41V247H39ZM35 249V248H34ZM38 249V248H37ZM183 250V249H182ZM182 250H180V252H183ZM7 251V252H8ZM30 251V250H29ZM10 252V251H9ZM34 254H36V252H37V250L35 249L34 251ZM133 253H135V252H133ZM26 254H28V253H26ZM33 254V255H34ZM136 254V256L138 255V252H136L135 253ZM134 254V255H135ZM11 255V254H10ZM29 255V254H28ZM134 255L132 254V258L134 259V261H136V256H135V258H134ZM36 256H38V255H36ZM9 257V256H8ZM8 257H6V258H8ZM30 257V256H29ZM39 257V256H38ZM37 259H39V258H37ZM138 259V258H137ZM30 260V259H29ZM38 262V261H37ZM36 262V263H37ZM34 263V262H33ZM33 263H31V264H33ZM42 263V262H41ZM2 264H4V262L2 263ZM9 264V263H8ZM29 264V263H28Z\"/></svg>", "mask_w": 264, "mask_h": 264}]
</instances>
